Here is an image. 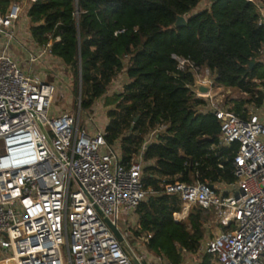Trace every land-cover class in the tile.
Returning a JSON list of instances; mask_svg holds the SVG:
<instances>
[{"label":"built area","instance_id":"obj_1","mask_svg":"<svg viewBox=\"0 0 264 264\" xmlns=\"http://www.w3.org/2000/svg\"><path fill=\"white\" fill-rule=\"evenodd\" d=\"M246 1L256 5L264 26V1ZM19 14L18 4L0 14V264H170L149 253L151 235L141 231L136 215L138 205L153 195L143 186L144 168L153 164L145 152L168 124L149 129L138 152L124 161L119 141L108 144L104 138L107 122L91 127L99 116L96 105L82 111L77 98L76 113L51 115L58 95L56 80L49 79L58 78L51 64L59 60L50 44L31 49L22 44L26 57L11 55L10 29ZM172 59L177 71L208 86L205 94L194 84L189 89L205 101L195 111L211 113L219 124L215 147L235 146L233 182L161 185L178 198L175 222L185 223L193 208L209 213L197 250H179L178 264H201L205 255L212 264H264V90L260 104H245L237 113L216 100L212 92L218 85L209 69L189 58ZM122 215L128 226L123 232L117 225ZM208 227L220 231L208 235Z\"/></svg>","mask_w":264,"mask_h":264},{"label":"trees","instance_id":"obj_2","mask_svg":"<svg viewBox=\"0 0 264 264\" xmlns=\"http://www.w3.org/2000/svg\"><path fill=\"white\" fill-rule=\"evenodd\" d=\"M21 1L0 0V14ZM201 1L35 0L26 13L36 46L50 44L51 55L68 68L81 110H89L125 73L128 82L104 103L113 105L104 138L108 144L119 141L124 161L138 152L149 129L168 124L145 152L153 164L144 168L143 186L153 195L136 215L141 231L151 235V254L170 264L181 261L179 250H197L209 213L193 208L185 223L175 222L178 198L164 193L162 183L233 182L235 149L215 147L219 124L211 113L195 111L205 101L194 97L193 76L177 71L172 55L209 69L216 85L245 93L233 102L237 113L245 104H260L264 90V26L256 5L219 0L193 12ZM178 16H186V25L172 29ZM201 264H211V256Z\"/></svg>","mask_w":264,"mask_h":264},{"label":"rangeland","instance_id":"obj_3","mask_svg":"<svg viewBox=\"0 0 264 264\" xmlns=\"http://www.w3.org/2000/svg\"><path fill=\"white\" fill-rule=\"evenodd\" d=\"M30 3H31L30 0H22L18 4L19 8H20V14L13 21L12 28L10 29V32H12L14 34V37H16L20 41H22L23 42L22 44H24V45L28 44L27 46H29V41H28L29 39H27L29 22L27 20L26 13H27V10L29 8ZM208 3H209V0H202L200 2L199 6H197V8H195L194 11L196 12V11L205 9L207 7ZM8 10L9 9H7L6 13L8 12ZM16 47L13 48L10 44H8V51L11 53V55H13L14 57H16L18 59L25 58L26 57L25 50H23L18 45ZM30 48H34V47H32L30 45ZM46 61L49 62L51 60L49 58ZM51 65H52V71H54L55 74L58 76V78H56V79L49 78L50 81L56 80V86H58V92H57L58 95H56L54 97L53 105L51 108L53 112L51 115L60 114V113H62V111H65V110L71 111L72 113H76L77 112V98L75 97V94L73 92V80H72L70 72L68 71V68L60 61H53ZM117 79L118 78H116L114 83L118 86V89H115V91L110 90L108 92V97H110L113 94H115L116 92L120 91L122 88V85H123L122 83L126 84L128 82V80H124V79H123L124 80L123 81L121 77L118 80ZM61 93L63 94L62 97H60ZM212 93L215 94L216 100H222L223 103H226L228 106L232 107V109H233V102L234 101L238 102V101H241L244 98H246L236 89L223 88V87H219V86L216 89H214V91ZM105 101H106V99L104 97H102L100 99V101L98 100L95 103L96 108H98L100 110V113H99V116L96 118V122H94L91 127L101 126L100 124L103 123L104 121L108 123L106 113L109 109L113 108V105L106 107L104 104ZM82 111H84V110H82ZM83 124H84V115L82 114L81 119H80V125L82 126ZM0 153H3L1 143H0ZM125 217L126 216L122 215V217L117 220L118 228L122 232L125 230V228L128 227L124 222ZM208 229H210V231H211L208 235H211V233H213V232L217 233L220 231L216 227H210V228L208 227ZM148 251H149V249H148ZM149 253L151 254L150 251H149ZM203 257H202V259H203Z\"/></svg>","mask_w":264,"mask_h":264},{"label":"water","instance_id":"obj_4","mask_svg":"<svg viewBox=\"0 0 264 264\" xmlns=\"http://www.w3.org/2000/svg\"><path fill=\"white\" fill-rule=\"evenodd\" d=\"M35 1V0H34ZM219 0H210V3H215ZM187 19L184 16H178L176 18V21L174 22V24L172 25V29H177V28H181L184 27L186 25ZM252 67V64H250V68ZM80 81V80H79ZM194 86L197 88L198 93H202L205 94L208 92V86L207 85H201L198 84L196 81H193ZM80 85V84H79ZM112 231L114 232L115 236L120 239V234L116 231V229L111 226Z\"/></svg>","mask_w":264,"mask_h":264},{"label":"crops","instance_id":"obj_5","mask_svg":"<svg viewBox=\"0 0 264 264\" xmlns=\"http://www.w3.org/2000/svg\"><path fill=\"white\" fill-rule=\"evenodd\" d=\"M198 6H199V5H198ZM207 6H208V5H207ZM196 8H197V7H196ZM194 10H195V9H194ZM194 10H193V12H195ZM199 11H200V10H199ZM185 18H186V17H185ZM27 20H28V19H27ZM14 39H15V40H14L13 42H10L9 44H10L13 48L16 47L17 45L20 46V47L22 48V43H23V42L20 41V40H19L18 38H16V37H14ZM27 39H29V40H28V41H29V46H27L28 44H26V45H25L26 47L30 48V45H31L32 47H36V44L33 42V40L31 39V37H30V35H29V30H28V37H27ZM23 45H24V44H23ZM13 48H12V49H13ZM16 48H17V47H16ZM22 49H23V48H22ZM30 49H31V48H30ZM23 50H25V49H23ZM120 77L122 78V80H123V79L126 80V76H125L124 74H119V75L117 76L118 79H119ZM118 79H117V80H118ZM115 80H116V79H115ZM115 80H114V82H115ZM124 80H123V81H124ZM114 82H113L111 85L115 84ZM125 83H126V82H125ZM110 87H111V86H110ZM116 87L118 88V86H116ZM116 87H111V88H109L108 92H109L110 90H111V91H115V88H116ZM108 92L103 96L104 98L108 97ZM119 92H120V91H118V92H116V93H119ZM100 99H101V98H100ZM100 99H98V100L100 101ZM98 100H97V101H98ZM97 101H96V102H97ZM96 102H95V103H96ZM95 103H94V106H95ZM99 113H100V110L98 111V114H99ZM100 116H101V115H100Z\"/></svg>","mask_w":264,"mask_h":264}]
</instances>
